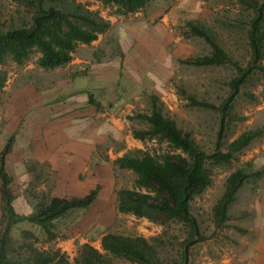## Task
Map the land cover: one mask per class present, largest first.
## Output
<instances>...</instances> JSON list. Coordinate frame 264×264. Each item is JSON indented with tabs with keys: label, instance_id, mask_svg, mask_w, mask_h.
Listing matches in <instances>:
<instances>
[{
	"label": "rangeland",
	"instance_id": "1",
	"mask_svg": "<svg viewBox=\"0 0 264 264\" xmlns=\"http://www.w3.org/2000/svg\"><path fill=\"white\" fill-rule=\"evenodd\" d=\"M44 1L49 4L51 0ZM75 1L98 13L103 11L98 0ZM168 1L169 3L164 4L166 11L172 8L168 28L172 29L173 35L179 38L180 46L178 49L173 46L170 48L175 59V71L167 84H164L165 92L157 95L162 102L164 114L173 119L178 127L189 131L199 147L208 153L216 150L226 151L229 142L244 131L260 129L261 134L242 151L235 153L229 163L216 165L210 161L207 162L211 183L203 193L194 197L190 204L191 213L197 220L202 239L196 238L192 244L186 245L183 240L187 229L181 223L170 220L165 224H159L144 217L120 213L116 209V201L115 210L108 213L109 226L93 227L94 222L90 223L88 228L81 229L88 232L85 235L88 242H95L101 233L107 232L130 236L141 235L147 239L157 237L162 242L158 245L160 259L166 263L179 259L180 253L186 246L188 255L186 264H264V89L262 74L258 69L253 68L246 75L244 83L240 85L238 92L229 102L227 110H221L223 101L230 93V81L238 75L237 67L247 68L251 62L246 35L251 9L247 4H240L237 0ZM31 14L32 6L26 0H0V21L4 27L28 24ZM188 22L202 24L209 28L216 42L227 53V61L213 65L191 64L194 58L208 55L211 48L203 38L192 34L187 25ZM101 42L103 45L106 44L103 54L108 56L114 48L113 38L106 37ZM90 50L89 48L88 54ZM38 56L39 53L33 51L21 65L14 63L10 57L0 63V69L7 73L5 84L0 89V127L4 122L1 114L6 106L7 97L19 85H23L27 79L34 78L38 82L40 80L42 84H50L61 76V70H41L36 65ZM257 64H264V57ZM151 94L145 97L143 105L130 116L150 112L149 95ZM191 99L209 106L194 105ZM145 127L146 124L143 121L133 118L129 119L125 130L126 132L130 130L132 135V129ZM110 142L114 147H120L118 143ZM136 142L137 144L129 143L127 151L139 148L151 154H161L168 149L166 143L156 139L143 141L136 139ZM246 163L251 164L248 166L251 173L259 169H263V172L259 176L253 173L248 178L230 204L227 220L216 224L212 208L224 191L225 180L232 171L245 166ZM30 165L34 167V177L24 191L22 189L20 196H25L33 207L42 194H47L51 172L45 164ZM112 170L113 191L134 187L133 171L120 170L115 163ZM42 183L44 188L40 186ZM17 190H19L18 187ZM101 213L91 208L84 213V216ZM82 214L72 213L71 217L79 220ZM68 217L64 216L54 221L52 239H47L42 229L28 221L14 224L8 232L10 256L22 260L27 255V246L31 244L41 250L58 249L73 262L81 244L76 241L72 248L59 245L68 238L69 228L73 226L72 222L68 221ZM76 223L75 228L81 227L82 223ZM24 231L31 232L33 236L24 234ZM97 249L101 251V246ZM109 264L135 263L121 258H112Z\"/></svg>",
	"mask_w": 264,
	"mask_h": 264
},
{
	"label": "trees",
	"instance_id": "2",
	"mask_svg": "<svg viewBox=\"0 0 264 264\" xmlns=\"http://www.w3.org/2000/svg\"><path fill=\"white\" fill-rule=\"evenodd\" d=\"M26 1L32 6L28 24L4 27L0 21V63L10 57L14 63L21 65L33 51H37L38 67L49 70L63 66L72 59L79 44L91 43L110 26L109 21L97 11L90 10L75 0H51L49 4L44 0ZM98 1L103 5L115 6L117 13L126 14L144 8L151 0ZM237 1L247 4L251 9L246 32L251 62L247 68L237 67L238 75L230 81V93L221 105L222 111L227 110L229 102L253 68L261 72L264 89V64H257L264 57V0ZM187 25L193 35L203 38L211 48L208 55L194 58L191 64L213 65L227 61V53L216 42L209 28L193 22H188ZM6 79V71L0 69V89ZM89 100L93 102L92 98ZM191 103L209 106L193 99ZM149 106V113L129 116L130 119L137 118L146 124L143 129H132V136L142 141L156 139L166 143L168 149L161 154L133 149L114 160L118 168L129 169L135 174L133 188L116 190V209L120 213L144 217L159 224L170 220L181 223L187 229L184 244H192L196 238H203L197 220L191 213L190 204L194 197L203 193L211 183L207 162L216 165L229 163L235 153L242 151L261 134V130L244 131L229 142L226 151L216 150L208 153L199 147L189 131L178 127L173 119L164 114L162 102L157 95H149ZM11 141L9 139L0 151V264H109L112 258H121L135 264L187 263L186 246L179 259L166 263L162 262L159 256L158 245L162 243L159 238L147 239L141 235L130 236L113 232L102 235L101 251L89 243L81 244L73 262L58 249L41 250L31 244L27 246L25 258H12L8 249V232L14 224L28 221L42 229L47 239H52L54 221L64 217L72 209L88 207L96 198L97 189L91 190L83 197L65 198L42 194L29 214H18L12 206L13 195L9 188L12 178L5 170V156L11 149ZM248 166L251 164L246 163L227 176L224 191L212 208L216 224L227 220L229 206L248 178L253 173L259 176L263 172V169H259L251 173ZM23 233L33 236L29 231Z\"/></svg>",
	"mask_w": 264,
	"mask_h": 264
},
{
	"label": "crops",
	"instance_id": "3",
	"mask_svg": "<svg viewBox=\"0 0 264 264\" xmlns=\"http://www.w3.org/2000/svg\"><path fill=\"white\" fill-rule=\"evenodd\" d=\"M165 2L169 3L151 0L144 8L126 14L100 3L103 11L99 15L109 21V28L91 43L79 44L67 64L51 69L62 71L54 82L27 79L7 97L1 114L0 151L11 139L5 170L12 178L9 188L14 210L20 215L32 211L27 198L20 196L33 180L32 163L45 164L51 172L46 191L51 196L83 197L97 189L88 207L65 215L73 224L68 238L59 244L66 248L76 241L88 242V232L81 228L90 223L109 226L108 213L115 210L116 201L114 160L129 149V143L137 144L131 131L125 130L129 116L148 94L165 92L164 84L173 76L175 59L170 48L178 49L180 40L168 28L172 8L166 11ZM106 37L114 42L108 56L103 54L106 44L101 42ZM40 186L44 188L43 183ZM91 208L102 213L84 216ZM72 213L83 214L78 220ZM75 222L82 223L81 227L75 228ZM103 234L88 243L98 248Z\"/></svg>",
	"mask_w": 264,
	"mask_h": 264
}]
</instances>
